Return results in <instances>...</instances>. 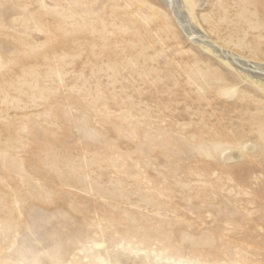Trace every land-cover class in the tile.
Returning a JSON list of instances; mask_svg holds the SVG:
<instances>
[{"label":"rangeland","instance_id":"rangeland-1","mask_svg":"<svg viewBox=\"0 0 264 264\" xmlns=\"http://www.w3.org/2000/svg\"><path fill=\"white\" fill-rule=\"evenodd\" d=\"M196 13L264 61V0ZM114 253L264 264V91L164 0H0V264Z\"/></svg>","mask_w":264,"mask_h":264},{"label":"bare ground","instance_id":"bare-ground-1","mask_svg":"<svg viewBox=\"0 0 264 264\" xmlns=\"http://www.w3.org/2000/svg\"><path fill=\"white\" fill-rule=\"evenodd\" d=\"M164 2L171 8L177 22L193 43L234 70L242 80L264 91V61L245 56L242 52L215 39L201 23L196 10L205 5L206 0H164ZM252 148L253 146L250 145L247 149ZM243 153L244 150L240 148L232 151L231 156L241 157ZM107 258L112 259L115 264L120 263L116 253ZM176 263L191 264L186 260H179ZM139 264L153 263L148 262L145 255Z\"/></svg>","mask_w":264,"mask_h":264}]
</instances>
